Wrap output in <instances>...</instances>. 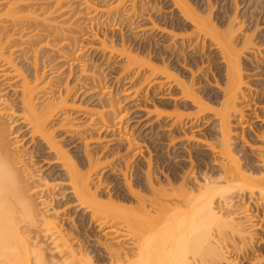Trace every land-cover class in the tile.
I'll return each instance as SVG.
<instances>
[{
  "label": "bare ground",
  "instance_id": "1",
  "mask_svg": "<svg viewBox=\"0 0 264 264\" xmlns=\"http://www.w3.org/2000/svg\"><path fill=\"white\" fill-rule=\"evenodd\" d=\"M76 1L78 9L70 0H0V264H264V235L254 232L255 229L264 227V130L254 133L258 144L263 143V146L235 147L232 142L238 138L241 140V137L232 134V129L243 117V109H240L239 104L242 105L247 97L245 86L249 83L243 79L242 56L245 51L250 52L251 47L256 49L253 46L255 32L251 36L243 34L238 48L235 34L241 30L236 26L240 31H235V18L226 17L225 23L218 26L212 20L214 4L207 3V16L201 14L204 15L203 18L199 15L197 6L191 7L192 4L190 6L186 0H172L182 19L193 26L195 34L202 33L211 39L225 64L226 80L225 84L221 83L222 86L225 85V89L220 103L218 102L219 108L216 107L218 105L215 106L216 110L211 107L208 109L209 106L205 104L207 97H201L205 88L199 87L200 83L194 81L191 73L181 66L180 51L172 49L171 45L163 47L164 50L158 49L157 40L154 41L157 35H153L151 43L148 42L149 48H144V45L141 50H147L142 56L146 60L141 58V53L135 51L139 47H132L136 52L135 54L133 51V56L132 50L127 51L128 48L124 46L125 42H121V50L117 48L120 54L114 51L115 46L112 45L114 49L109 48L108 51L101 42V46L111 56L115 52V55H120L119 58H124V71L130 69V63L131 69L135 63L140 65L139 69L142 65L147 69L148 75L144 73L142 81L146 87L145 92L150 94L153 108L158 111L150 112L157 113L153 117L156 125L164 127L166 118H170L172 112L176 113L173 109L170 114L166 110L161 114L157 109L168 106L169 102L175 107H196L195 115H189L190 118L183 123L186 128L179 126L183 131L199 127V118L205 112H212L213 118L217 120L216 144L206 147L205 152L210 153L208 156L198 150L171 149L172 154L169 150L168 160L187 156L189 167H185L184 162L175 160L174 165L169 164L167 167L170 172L163 179L156 175L158 172L151 173L148 169L146 173H141L142 177L131 179V175L123 173L120 166L118 176L115 177L121 178L124 191L117 189L119 182L115 181L113 187L105 191L101 183L103 170H99V162L105 154L101 153L100 148L89 150L87 133L80 131L81 126L77 124L80 121L72 119V116L89 120L85 127H90L91 131L114 135L116 127L122 124L123 114L121 117L116 115L117 112L120 114L122 103L118 104L115 99H98V90L104 87L99 78L93 72L91 74L92 70H88L86 64L80 63L79 73L73 75L76 84L72 81V86L70 82L62 83L55 79L59 72L54 62L60 63L61 69L64 64L70 67L68 77L72 73L71 67L79 65L83 47L78 48V37L74 35L78 34L77 30H81V24H84L82 12L88 13V10L93 9L94 13L103 12L99 8H93L94 5L88 0ZM120 1L123 4L122 0L115 1L113 9L107 5L108 9L114 11ZM235 5L233 7L237 8V4ZM90 15L85 17L89 20L94 16ZM234 21L237 22V19ZM150 24L154 34L160 32L161 35H170L167 34L169 28L165 31L161 29V25L159 29L156 22L152 21ZM174 37L173 35L172 38ZM202 44L204 45V40ZM109 58L112 60L110 56ZM109 58L106 57V62H109ZM196 58H189L188 66L191 70L198 65ZM141 59L144 60L143 63ZM173 61L176 65L172 64ZM139 69L135 72L138 76ZM79 82L82 83L79 85ZM86 85L90 87L87 88ZM176 93L178 94L175 95ZM78 95L81 98L88 96L87 101L98 99H95V103L100 110L92 112L81 108L83 101L80 98L81 107H76L75 99ZM172 96L179 97L180 103ZM178 115L176 116L179 118L174 123L182 124L181 116ZM232 118H237L234 126L231 125ZM118 129L120 132V128ZM183 131L181 134L186 136ZM79 134L85 136L77 137ZM250 136L252 135L248 138ZM76 141L80 147L75 145V149L80 153L75 154L71 153L70 147ZM22 142L26 147L30 146L27 153L46 160L48 164L44 166L55 171L37 178L32 170L34 167L30 166L26 158L28 154L20 151ZM151 151L148 155L153 153ZM114 152L117 154V151ZM159 162L155 161V170ZM34 176L40 181H36ZM109 180L112 179H106L105 182ZM52 184L53 189L50 187ZM56 188L59 192L57 195L64 197V200L61 199L64 201L61 206L55 201L54 195L51 196V191ZM68 204H71L70 209L64 213L62 207ZM72 209L76 216L69 218L73 217L72 222L74 218L75 220L72 227L67 228L62 220ZM257 215L261 216L259 221H256Z\"/></svg>",
  "mask_w": 264,
  "mask_h": 264
},
{
  "label": "rangeland",
  "instance_id": "2",
  "mask_svg": "<svg viewBox=\"0 0 264 264\" xmlns=\"http://www.w3.org/2000/svg\"><path fill=\"white\" fill-rule=\"evenodd\" d=\"M70 1L72 3L74 2L73 3L74 5L76 4L75 5L76 8L78 7V2L76 0H70ZM88 1H89V3H91V5H94L93 8H97V9L99 8L98 10L101 9L103 12L100 13V11H97V13H94L93 8H92L93 10L91 9L92 11L88 10L89 14L87 12L84 13V11L82 12L83 15L81 14V16H83V18H84V20L82 21V22H84V24L81 22L83 24V25L81 24V27H80L81 30H77L78 32H76V33H78V34L74 35V36L78 37V42H79L78 48L83 47L82 48L83 53L79 56L80 57L79 62H78L79 65H73L71 67V69H72L71 70L72 73L70 75L71 77L70 76L68 77L70 67H68L64 64L65 66L62 65L63 69H61V67H60L61 64L54 62L56 68L58 67L57 68L58 72L60 73V74L57 73L58 76H56L57 78L55 77V79H56V81H60L62 83H65V81L67 83L70 82V86H72V81L74 82V78H75L74 76H76L80 71L79 67L82 64H86V66L88 67V70L89 69H90V71L92 70L91 74L93 72L95 74L96 78L97 79L99 78V80L101 81L100 84L104 87L103 88L101 85H100V87H102L103 89H101V88L99 89V87H98V89L100 90V91L98 90V93H97L98 99L101 98L102 101L115 99L116 101L115 100L114 101L117 102L118 104L122 103V104H120L121 105V107H120L121 110L119 112L120 114H118V112L116 114L117 117H121L123 114V116H122L123 117V120H122L123 125L120 124L118 127V128H120V132H119V129L116 127L117 131L115 133L118 135H116L115 133H114V135H112V133H110L108 135L106 133H97V131H94V130L91 131L90 127H88V126L85 127L86 126L85 124H87L88 123L87 121H89V120L86 121V120H84L78 116H77L78 118L75 116H72V119H74V120L77 119L76 121H78V120L80 121L77 123V124H80L79 126H81L80 131H84L85 133H87L86 135H87L88 139H86V142L88 144L89 150L91 149V151H92L95 148H100L101 153L105 154L102 157L101 162H99V165L101 164V169H99V170H103L101 172L102 173L101 177H103L101 180L102 188L105 189V191H108L109 189H111L113 187V184L115 181V183L119 182L117 189H119V190L121 189L124 191V187L122 186V180H120L121 178L119 177L120 179H116V177H115V176H118V173H119L118 170H119L120 166H121L120 169L123 170L122 171L123 173L126 172V173H128L127 174L128 176L131 175V179H136V178H138V176L140 177L142 175L141 173H143V171H144V173L147 172V169L149 171H151V173H155V171H156V173L158 172L156 175L160 176V178L163 179V177L167 174V172H168V174L170 172V170L169 171L167 170V167L169 166V164L174 165V162H176V161L177 162L178 161L184 162L185 167H189V162H188L189 160H188L187 156H184L185 159L183 157H179V158L177 157L175 159L176 161L173 159L168 160V158H167L168 153H169V150H171V149L172 150L175 149L176 151H179V150H187V151L198 150V151L203 152L204 153L203 155L207 154L206 156H208L210 153L208 154V152H205L206 147H208L210 144L211 145L216 144L215 143L216 142L215 136H217L216 135V132H217L216 128L217 127L215 125V124H217V120L215 118H213L214 117L213 113L211 112L212 115L210 113L207 114V112L203 113V115L200 116V118H199V123H198L199 127H195L192 129L188 128L185 131H183V129L186 128V126L183 123L185 121H187L190 118V116L193 117V115H195V113L197 112L196 107L194 108V106H192V105H187L189 107H187V106L178 107L179 105H177L175 107L171 102H169V104H167L168 106L160 107L161 109L160 108H157V109H159L160 112H162V111L165 112V110H166V112L168 114H170L172 111H174L173 109H175L176 113L172 112L171 117L166 118L167 120H165L166 122L164 124V127H163V125H160L161 126V128H160V126L156 125L155 121H153V120H155L153 117H155V115L157 114L156 112H158V111L155 108H153V104L151 103L152 99L150 98V94L148 92H145L146 87L143 86L145 84H143L142 80L144 78V73L145 74L148 73L146 71L147 69L145 67H142L143 65L141 66V68H143V69H141V68L139 69L138 66L140 67V65H137L136 63L134 65V67H132V69H131L130 64H132V63H130L128 65V67L130 69H128V68L127 69L130 70L131 72L128 70H127L128 72L124 71L126 69L125 68L126 66L124 63L125 62L124 58H121V57L119 58L120 55L118 56L117 53L115 55V52L113 53V55H115V56H113V55L111 56L110 52H108V51H109V48H111L110 50H112V49H114L113 46H115L116 49L114 51L119 53L118 49L121 48V45H122L121 42H125V43H123L124 46L126 45V47L128 48L127 51L132 50V52H131L132 55H133V51H134L132 49V47L134 49H136V47H139L140 49L137 48L135 51L136 52L138 51L139 54L141 53L142 54L141 58H142V56L144 54H146L143 52L147 51V50L141 51V50H143L144 45H145L144 48H146L149 45V43H151V41L153 39V35H155V36L157 35L155 37L154 41L157 40L158 49L164 50L165 48H163V47H168L171 45L172 49H174V50L176 49V50L180 51L179 59L181 62V66L183 68H185V70H188L191 73L194 81L200 83V85H198L199 87L201 86V88L202 87L205 88V90L203 91L204 94L201 93L202 94L201 97L205 96L203 98H206V97L208 98L209 101H207V98L205 101V104L207 103V105L209 106L208 109L211 107V109L216 110L217 108H219V103L222 99L221 95H222L223 89H225V85H224L225 83L224 82H225L226 78H225L224 74H225L226 68H225V64L222 62L223 60L221 59V56H219L220 55L219 50L215 48V44L213 46V42L210 41L211 39L208 37L206 38L204 34L199 33L200 34L199 35L197 33L196 34L194 33L193 26H191V24L187 23L184 19H182V17L179 15L180 13H178L179 10L178 11L176 10V7L172 3V0H137V1H135V0H122L123 4H121V1H120V4L122 6L119 4V6L116 7L117 9L119 7V9L117 10L116 8H114L115 9L114 11H112L111 9H108L107 5H109V8L111 7L113 9L114 6L112 7V5L115 3V1L119 2V0H114V1H112V0H88ZM131 1L134 3L132 4ZM186 1L188 2V4L190 6L192 4L191 7L197 6V8H199V13H200L199 15L200 16H201V14H204L205 16H207L206 15L208 12L207 3H210V5L214 4L212 6L213 7V9H212V11H213L212 20L214 22H216L218 26L221 24L223 25L225 23L224 21H226L228 19V17L232 18V19L235 18L234 20L237 19V22L233 20V25L235 27L239 26L241 31L237 30L238 29L237 27L235 28V31L236 30L240 31L239 33L235 34L236 35L235 39H237L236 45H237V43L239 45V41L244 36L243 34L251 36L255 32L254 37H253V44H254L253 46H256V49H254L255 47H253V48L251 47V49H249L250 52H247L248 51L247 50V51H245V53L242 56L243 65L247 62L244 66L243 65L241 66V68H243V70H244L242 73L243 79H244V82L249 83L248 85L246 84L247 86H245L247 88V90L245 92L247 94V97H246V99L242 105L239 104V106H241L240 109H243V113H242L243 117H242V120L240 123L237 122L238 116L236 119L235 118H232L233 120L230 119V121H231L232 126H234V124L237 122L236 123L237 125L235 124L234 129H232V134L234 136L236 135L237 137H241V140L238 138L239 140L237 139V141L236 140L232 141V142H234L235 147H256L257 148V147L263 146L262 145L263 143L258 144L259 142H258V140H256L254 133L256 134L258 131L262 132L264 130V104H263L264 103V88H263V86H264V71H263V69H264V48H263L264 47V0H255L256 2L254 0H213V1L212 0L211 1L210 0H202V1L201 0H186ZM118 2H116V3L118 4ZM235 4H237V8L233 7V5L236 6ZM74 5H73V7H74ZM171 5H174V7ZM259 7L260 8L262 7V8L260 9ZM225 8H226V10H225ZM97 9H95V11ZM103 9H106V10L104 11ZM231 9H233V11ZM116 10H117V12H116ZM261 10H262V12H261ZM234 11H236V12H234ZM244 11L246 14L244 13ZM172 12H174V13L172 14ZM225 12H227V13L225 14ZM90 14H93L94 16H93V18L88 20L87 18L89 17L88 15H90ZM95 14L97 17L95 16ZM230 14H232V15L229 16ZM242 14H243V16H241ZM204 15H202L201 17L205 18ZM234 15L236 17H234ZM85 16H88V17H85ZM104 17H105V19H104ZM226 17H227V19H226ZM107 19L109 22H107ZM152 21L159 24L158 25L159 27L157 26L159 29L161 27H163L161 29H165V31H167V29L169 28L170 31L168 29L167 34H170L171 36L170 35H163V34L161 35V34H159L160 32H155V34H154L152 24H150ZM238 21H240V22L238 23ZM234 22H236V24ZM241 22H243V23H241ZM255 24H256V26H255ZM160 25H161V27H160ZM257 25L259 26V28H256V27H258ZM164 26L166 28H164ZM253 28L255 30L256 29H258V30L255 31V30H253ZM248 29H250V30H248ZM251 29H252V31H251ZM174 31L177 33H175ZM190 31H192V34H194L196 37L194 35H192ZM246 32H248V33H246ZM85 35L87 37H85ZM173 35L175 36L174 38H172ZM79 36H80V38H79ZM121 36H122V39H121ZM199 36L202 39H200ZM203 37H205L206 39ZM100 38H101V40H99ZM104 38L106 41L104 40ZM195 38H197V39H195ZM254 38H255V40H254ZM256 39H257V41H256ZM109 40L111 42L113 40L114 42H112V43H114V44L110 43ZM203 40H204V45L202 44ZM101 42L104 43L105 46H103V47L108 50L107 52L101 46ZM106 42L109 44H107ZM254 42H256V43H254ZM165 43H167V44H165ZM259 47L260 48L262 47L261 48L262 50H260ZM99 48H101V50ZM148 48H149V46H148ZM238 48H240V45L238 46ZM257 48L261 51L260 53H258L259 50ZM158 49H156V50H158ZM102 50H104V51H102ZM93 51H95V52L93 53ZM135 51H134V53L136 54ZM252 51H254V52H252ZM157 53L159 54L158 51H157ZM108 54H110L109 56L112 58V60L109 58ZM215 54H216V57H215ZM106 57H108L110 59V60H108L109 62H106L107 61ZM137 57H139L138 59H140L139 55ZM193 57H195V58L197 57L196 59H198V65L199 66L198 65L196 66L198 69L195 67V68H192V70H191L190 67L188 66V64L190 62L189 58H193ZM144 58H145V56H144ZM144 58H142V59H144ZM142 59L140 61L143 63V61L146 59H144L143 61H142ZM216 59H218V60H216ZM80 63H82V64L80 65ZM133 64H134V62H133ZM172 64L176 65V62L174 63V61H173ZM122 65H124V67ZM136 65H137V67H135ZM123 68H125V69L123 70ZM136 68L140 70L139 71L140 74L137 73V74H139L140 77L138 75H136V73H135L137 70ZM60 70H62V71H60ZM218 72H219V74H218ZM262 72H263V74H262ZM141 73L143 76L141 75ZM147 75H145V78ZM213 76H215V77H213ZM248 76H249V78H248ZM213 78H215V79H213ZM188 80H190V78ZM213 80H214V82H213ZM74 83L76 84V82H74ZM80 83H82V82H79V85H80ZM141 83H142V85H140ZM219 83L220 84L224 83V84L222 86V84L219 85ZM85 84L86 83H84V85L83 84H81V85L85 86ZM89 84L90 83H88V85ZM88 85H86V87ZM139 85H140V87L141 86L142 87L140 88ZM221 86H222V88H221ZM88 87H90V86H88ZM137 89L139 91V94H138V91H136ZM261 89H263V90L261 91ZM105 90H107V91L111 90V91L106 92ZM101 91H103V92H101ZM101 93H104V95H102ZM107 93H110V94H107ZM127 93H129V94H127ZM211 93H213V94H211ZM177 94L178 93H176L175 95H177ZM107 96H110V97H107ZM79 98H80V100L83 101L82 107L80 105ZM87 98H88V96L87 97L83 96L81 98L78 95L77 98L75 99L76 107H81L83 109L90 110V111L92 110V112H96L97 110L99 111L100 109H98V107L95 103L96 100H98V99L95 98L96 100L91 99V100L87 101L88 100ZM172 98L174 100H177L178 103H180L179 97L172 96ZM262 99H263V101H262ZM208 102L210 105L208 104ZM170 103L172 105H170ZM211 104H212V106L214 104V106H213L214 108H212ZM216 105H218V106H216ZM93 106L96 108H94ZM171 106H173L175 108H172ZM88 107H91V109ZM246 108H248V111H246ZM93 110H95V111H93ZM168 110H169V112H168ZM178 110L181 111L182 113L179 112ZM183 110L184 111L186 110V112H184ZM153 111H156V112H154L156 114L150 113ZM188 111H190V112H188ZM164 112H162L161 114H163ZM177 112L179 113V115ZM185 113H186V115H184ZM173 114L181 116L180 121L182 122V124L180 122H178L179 125L177 123H174V121H177V118H179V117H177L175 115L176 116V118H175V116ZM262 114H263V118H262ZM165 115H167V114H165ZM73 117H75V118H73ZM164 117H166V116H164ZM211 117H212V120H210ZM113 122H111V123H113ZM173 123L175 124V126ZM82 125H83V127H82ZM179 126H181L183 129H181ZM232 126H231V128H232ZM258 126L261 129L258 128ZM262 126H263V128H262ZM86 128H89V129H86ZM241 128H243V130ZM255 129H256V131H255ZM151 130L154 131V134L152 133L153 131H151ZM182 131L185 133L186 136L181 134ZM177 133H180V135ZM119 134L122 135V137L124 138L123 139L124 141L122 140V137H120L121 135L119 136ZM190 134H192V135H190ZM158 135H160V136H158ZM249 135H252L253 138H252V136H250V138H248ZM16 136L18 138V135H16ZM78 136H85V135L79 134V135H77V137ZM114 136H116V137L114 138ZM117 137H119V138H117ZM125 139H127V141ZM128 141L130 143H128ZM77 143H78L77 141L74 142V146L72 145L70 147L72 149L71 153L72 152H74L75 154L80 153L78 150L75 149L76 148L75 145H77ZM156 143H157V145H156ZM22 144H23V142H22ZM197 145H200V146H197ZM77 146H79V145H77ZM204 146H205V149H204ZM29 147L30 146L26 147V145H24V144L20 145V148H21L20 151H23L24 153L28 154L26 156V158L28 159L30 166L34 167L32 170H33V173H35L34 175L37 178L43 177L44 176L43 174H45L47 172H48L47 174H50L51 172L55 171V169L53 171H51L48 168L49 166H44V164L47 163L46 160H41L42 158L39 159L37 157L35 158V155H33L32 153H27V152H29L28 150H30ZM129 147H130V149H129ZM200 147H203V148H200ZM128 149H129V152H128ZM149 150L150 151L152 150L151 152H153V153L148 155V153H150ZM172 150L170 151L171 154H172ZM114 151H117V154ZM120 151H121V153H120ZM125 152H128V153H125ZM114 153H115V155H114ZM133 155H134V157L132 158L131 156H133ZM148 156L150 157V159ZM151 157H153V158H151ZM121 158H123V159L121 160ZM150 160H151V162H150ZM157 160L160 162L158 164L157 170H155L154 166H156L155 161H157ZM39 161H43V162L39 163V165L36 164ZM40 169H41V171H40ZM125 169H126V171H125ZM168 169H170V168H168ZM36 177H35L36 181H40V179H37ZM109 178L112 179L113 181L109 180V181L105 182V180L106 179L108 180ZM110 181L113 183L111 184ZM50 187L53 189L54 185L52 184V186H50ZM117 189H116V191H117ZM116 191L114 190V192H116ZM51 192H50L52 194L51 196L54 195L55 201H58L59 205L60 204L63 205L64 201L62 202L61 199L64 200V197L62 198V195L61 196L57 195L59 193L58 188L54 189ZM111 192L113 193V191H111ZM70 206H71V204L64 206V208L62 207L63 211H65L64 213L69 211ZM59 212H60V214L62 213L61 211H59ZM72 212H74L73 209H72L71 213L68 212L69 214H66V217H64L65 219L63 218V220H62V222H63L62 224L67 228L72 227V225H73L72 223L75 220V218H74V220L72 222L73 217L76 216V214L74 215ZM70 216H73V217H71L72 219L69 218ZM257 217L258 218L256 221H259L261 219V216L257 215ZM255 230L256 231H254V232L257 235H260V234H261V236L264 235V227L262 229H255ZM56 263L54 262L53 264H56Z\"/></svg>",
  "mask_w": 264,
  "mask_h": 264
}]
</instances>
